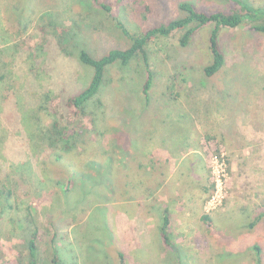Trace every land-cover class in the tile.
<instances>
[{"label":"rangeland","instance_id":"rangeland-1","mask_svg":"<svg viewBox=\"0 0 264 264\" xmlns=\"http://www.w3.org/2000/svg\"><path fill=\"white\" fill-rule=\"evenodd\" d=\"M85 1L81 0V3ZM143 1L150 7L145 19L140 15L131 17L130 14L128 17L122 16L126 17L124 19L121 17V6L115 8L130 32H138L183 17V12L178 8L181 1L191 3L198 9H219L226 12L231 7L229 3L221 0ZM250 1L255 5H264V0ZM79 6L81 4L76 0H0V43L11 50L5 59L13 61L10 68L18 76L11 82L15 84L14 90H18L15 96L21 95L26 107L32 108L38 103V84L53 90L54 93L62 89L79 91L84 87L91 71L78 62L77 50H72L73 47L84 48L93 57L98 58L113 47L129 45V40L97 6V12ZM33 9L39 10L40 14L47 12L53 17L57 14L62 17L69 15L70 19L63 22L69 31L64 36L62 45L68 46L73 52L71 56H65L58 48L59 55L55 57L57 45L52 44L44 56L45 66H40L39 62L33 64L28 59L26 51L36 41V38H31L35 34L31 33L30 28L19 39L12 38L10 30L15 20L11 15L18 14L23 20L22 14ZM64 9H68V13L63 14ZM93 27L96 29L92 30ZM210 30L209 25L202 27L185 47L178 44V32L167 38L149 42L146 48L155 76L154 87L149 91L151 100L148 106L141 95L140 86L144 75L137 66L139 61L132 60L127 67L116 63L107 69L104 86L100 87L99 93L91 103L95 120L91 123L88 118L80 117L73 121V128L80 135V140H87L96 133L95 148L100 153L97 157L101 162L92 165L83 160L84 166L76 169V188L71 187L66 195L62 194L64 187L61 189L54 181H51V186L49 184L48 187L52 190L51 195L42 191L40 196H37L39 189L36 183L31 188V200L34 199L31 202L39 212L34 213L36 224L40 233H43L38 240L43 247H38L40 251L45 250L47 253L42 254L43 258L50 256L49 247L44 242L49 240L55 231L58 233V256L60 261L65 260L66 264H255V253L252 249L255 244L261 248L264 263V223L260 219L261 213L264 212V35L251 33L248 26L223 30L219 34L218 42L225 64L213 77L205 79L202 69L210 60ZM18 41H25L26 45L17 56L13 49ZM12 54L15 59H11ZM182 66L186 68L187 73L185 74L184 69L182 74L186 76L185 81L179 82L183 88L179 91L182 95L177 100H181L182 104H179L176 101H168L171 94L169 95L170 89L166 85L169 83V76L182 70ZM31 68L33 72H29ZM38 74L40 75L36 80L35 76ZM185 92L189 94L186 97ZM229 94H233V97ZM2 95H6L8 100L4 102L5 105H0V116L4 115L7 109H13L15 112L12 102L16 97L13 98L12 93L5 87L0 90V97ZM224 95V98L221 97ZM220 100L227 103L228 107L234 105L233 108L220 103V111L223 114H212L215 110L214 104ZM57 102L58 99L53 105ZM170 105L173 108L165 110ZM152 109L153 112H150ZM208 110L209 117L205 115ZM180 111L185 113L184 116L180 115ZM193 112L197 119L202 114L201 121L189 119L188 115ZM18 114L16 111L14 117H18ZM14 124L7 125L8 133L3 139L12 140L16 145L21 141L17 135L11 133ZM140 124V130L135 131V135L130 134V126ZM198 126H206L202 131L204 133H201L200 143L207 151V157L204 155V159L207 161L211 183V160L218 158L225 164V200L209 214L212 228L202 223L203 231L200 228L189 230L185 222L174 219L178 234H181L178 238L180 244L174 247L178 255H181L176 256L172 250L163 245V248L159 246L158 232L155 234L154 230H149L154 228L155 224L148 221L147 219L151 218L144 213V198L139 200L142 204L140 207L130 200V137L136 136L140 142V151L143 152L144 141L148 136L161 143L162 140L168 139L167 135L170 134V138H173L171 141L177 143L186 153L195 145L190 138L196 136ZM105 130L107 133L104 135ZM215 132L218 135L215 138L204 136L206 133L213 135ZM173 134L175 135L172 136ZM183 137L186 139L185 144ZM195 157L191 154L189 159L194 160ZM185 161L188 162V159ZM48 167L55 176L63 177L64 171L50 164ZM132 171L135 172L134 169ZM90 181L104 185L98 184L97 187ZM102 186H106L107 190ZM113 192L115 197L112 199ZM210 194L211 191L205 195L202 211ZM54 200H58L59 205L54 206ZM39 208L45 210L42 212ZM83 209L85 215L79 213L75 216V211ZM60 213H63L62 216L57 218ZM7 214H3L0 220L3 232L0 236V256L17 263L15 258L18 255L22 260L23 256L27 255L25 240L22 236H13L18 218L24 214V206L20 204L17 211ZM135 215H138L137 219ZM51 216L57 219H47ZM251 222L256 224L249 229ZM52 225L54 227H51ZM152 234L155 236L152 237ZM119 253L123 255L124 262L119 258ZM1 258L0 264H3ZM177 260L180 262L177 263Z\"/></svg>","mask_w":264,"mask_h":264},{"label":"trees","instance_id":"trees-1","mask_svg":"<svg viewBox=\"0 0 264 264\" xmlns=\"http://www.w3.org/2000/svg\"><path fill=\"white\" fill-rule=\"evenodd\" d=\"M221 1L227 2L231 5L228 11L225 12L224 10L222 11L219 9H198L191 3L181 1L178 3V8L183 12V17L150 26L138 32H130L127 27H125L124 22L120 18L119 13L115 11V8L117 6H121V11H123L121 13V17H128L130 14V16L140 15L143 19H145L146 13L150 12V7L146 5L143 0H91V2L86 0L84 3H81V0H76L77 3H80L81 6L86 8L88 11L97 12L95 9V6H97V8H99L105 14V17H107V19L112 22L113 26L116 27V29L127 38V40H129V45L125 47H113V49L109 50L106 54L98 58L93 57L84 48L73 47L72 49L71 47L72 50H77L76 54L78 62L83 67L88 68L91 71V75L86 80V84L83 88L79 89V91H75V89H71V91H69L67 89L61 88L62 90L58 91V93H54L53 90L46 89L38 84L40 87V92L37 97L38 103L32 108L25 106L26 104L23 102L21 95L15 96L18 90H16V88V91L14 90L15 84L13 85L11 80L18 78V76L10 68V66H13V61H8L5 59L8 54H10L11 50L0 43V90L1 88L5 87L6 90L12 93L13 98L16 97L12 103L14 104L13 107H15L16 111L19 113L18 117L15 118L14 115L16 114V111L14 112L13 109H7L6 113L0 116V220L2 219L3 214H9V212L17 211L20 204L24 206V214L19 216L17 220V228L15 227V233L13 236L16 238H20L19 236H22L26 242L25 245L27 248V255L23 256V260L19 255L17 258H15L17 263L6 259L5 256H0V258L2 257L1 259L3 260V264H23V261L24 264H66L65 260L60 261V257L58 256L59 251L57 249L58 245L56 244L58 233L55 231L52 233V236L49 238V240L44 242V244H47L49 247L50 256H47L46 258L42 257L43 253H47L45 250L40 251L38 247H43L41 246L40 242H38L43 233H40V230L36 224L37 219L35 214L39 212L32 205L31 201L34 199L32 198L31 200V188L34 187L33 184L36 183L38 186L37 188L39 189V193H36L37 196H40L42 191L43 193H48L51 195L52 190H50L48 187L49 184L51 186L50 182L54 181V184L59 186L61 189L64 187L62 194L66 195L71 190V187L76 188V181L78 180L76 177V169L81 165L84 166V164H82L83 160H87L90 162V164L92 163V165L101 162V160L98 159L100 153L95 148V143L97 142V137H95L96 133L91 135V137H89L87 140H80V135H78L76 129L73 128V121L80 117L88 118L91 123L95 120V113L91 108V103L99 93L101 89L100 87L104 86V77L109 67L116 63L122 67H127L130 65L132 60L135 62L139 61L137 66L140 67L142 74L144 75L140 90L143 100L146 101L145 104L148 106L150 104L149 101L151 100L149 91H151L154 87L155 76V71L151 68L146 48L149 42L159 38H167L171 34L178 32L180 33V36L178 37V44L181 47H185L188 45L192 36L198 30L209 25L211 28L208 36V50L210 60L208 64L202 69L204 78L206 79L213 77L225 64V58L218 42L219 34L223 30L248 26V30L251 33L255 35H264V5H255L250 0ZM68 11V9H64L62 10V13L66 14ZM37 12L39 13L37 14ZM40 13L41 12L39 10L33 9L31 12L22 14L23 20L18 17V14L11 15L14 16L15 22L11 24L12 30H10V32L12 38L19 39L23 33L27 32L31 28V33L35 34L34 36H31V38H36V41L33 45H31V47H29V49L26 51V54L28 59H30L33 64L39 62L38 64L41 63L40 66H45L46 59L44 56L47 54V51L52 44L57 45L56 52L54 53L55 57L56 55H59L58 48L65 56H71L73 54V52L68 49V46L66 47V45H62L63 41H65L64 36L69 31L68 27H66L63 22H65L67 19H70V17L69 15L67 17H62L60 14H57L56 17H53L52 14L47 12L42 14ZM122 18L125 19L126 17ZM11 21L13 22V17ZM74 25L76 24L74 23ZM95 29L96 27L92 28V30ZM25 45V41H18L14 45L13 50L17 56L21 53ZM11 59H15L13 54L11 55ZM181 69L182 70L178 71L175 75L169 76L170 80L166 85V87L170 89L169 95L171 94L168 98V101H176L179 104H182L181 100L177 101L182 96L180 95L179 91L183 90V88L179 85V82L185 81L186 76L182 74L184 69L185 74L187 73L184 66H182ZM30 70L31 71L29 72H33V68ZM39 75L40 74L36 75L35 78ZM181 75H183V77ZM179 77L181 79H179ZM36 80H38V78H36ZM219 93H222L221 90ZM188 95L189 94L185 92V97ZM229 95H232L233 97V94ZM221 97L224 98L225 95ZM56 99H58V102L53 105V102ZM7 100L8 97L6 95H2V97H0V105H5L4 102ZM221 101L222 100L214 104L215 110L212 111V114L214 112H218L220 115L223 114L220 111V103L223 106H229L227 103ZM94 103L100 104L96 102ZM233 106L228 108L232 109ZM172 108L173 106L170 105L169 108H166L165 110ZM150 112H153V109ZM209 112L210 110H208V112L205 114L207 117L210 116ZM184 114L185 113L180 111L181 116H184ZM188 117L191 121H201L202 114L198 117V119L194 112L190 113ZM11 123H15L14 129L11 131V133L13 135H17L21 141L18 144L16 143V145L12 140L3 139L8 133L7 125ZM141 125L142 124L136 126L132 125V127L130 126V134L132 133L135 135V131H139ZM201 128L204 131L206 126H201ZM165 131H167V128H165ZM106 133L107 130H105L104 135ZM99 134L100 132L97 135ZM206 134H204V136H207V138H210L211 136L215 138L218 136L216 132L213 135ZM174 135L175 134L172 136ZM167 137L168 139L162 140L161 143H157L153 140L152 136H148L144 141V150L142 152L140 151L139 147L140 142L136 136L131 135L130 200H134V202L140 207L142 204L139 202V200L144 198L143 205L144 209H146V214L154 219V221L152 220L151 223L154 222L155 224L154 228L152 227L149 230H154L155 234H157V232L159 233V237L157 238L159 240L158 243L160 247L163 245L164 247L172 250L176 256H180L181 253L178 255L174 248L177 244L175 238H172V236L169 234V220L167 211H160L158 208H152L153 205L146 204V201H148L147 195L149 194L150 189L144 187L146 170L150 172L155 171L159 163V160L153 157V153L159 147L163 148L162 150H164V148L167 149L169 153L173 154V157L175 155H179V153L182 152L177 143L171 141L173 138H170V134H168ZM183 140V144H185V137H183ZM190 140L196 143V136L191 137ZM2 143H4V145ZM168 147H172L174 153ZM49 164L55 166V168H59V170L62 172L64 171L65 173L63 177L55 176L53 172L50 171L48 167ZM132 169H134L135 172H133ZM203 173L206 175L208 180V185L203 187V192L209 194L213 189V185L210 182L208 167ZM113 176L115 177L116 174ZM132 177H135L133 181H131ZM90 183H94V185L97 187L98 184L104 185L103 183L94 181H90ZM102 187L105 189V191L107 190L106 186ZM121 194L122 193H119V195ZM21 197L28 199L22 200ZM114 197L115 193L113 192L112 199ZM64 200H66L65 197ZM58 202V200H54L52 203L54 206H57L59 205ZM150 209L153 210L151 215L149 214ZM39 210L43 212L45 209L39 208ZM84 212L85 210L83 209L77 210L74 213L76 216L79 213H83L85 215ZM62 214L63 213L58 214L57 218L62 216ZM48 218L54 220L57 219L55 216L47 217V219ZM256 218L258 220V217ZM260 219H262L264 223V212L261 213ZM201 220L206 224L207 227H213L211 226L209 215L204 213V211H202ZM255 224V222H251L249 224V229ZM51 227L54 226L52 225ZM46 229L47 228H45V230ZM18 231H20L21 234ZM2 233V229L0 228V236ZM252 249L255 253L254 263L264 264L261 256L260 246L255 244L252 246ZM118 256L124 262L123 255L119 253ZM179 262L180 260H177V263Z\"/></svg>","mask_w":264,"mask_h":264},{"label":"crops","instance_id":"crops-1","mask_svg":"<svg viewBox=\"0 0 264 264\" xmlns=\"http://www.w3.org/2000/svg\"><path fill=\"white\" fill-rule=\"evenodd\" d=\"M202 131L201 126H198L196 130L197 141L186 153L182 151L173 157V154L169 153L167 149L162 150L163 148L159 147L158 151L153 153V157L159 160L156 170L152 172L146 170V178L144 179V187L150 189L146 204L153 205L152 208H158L160 211H167L169 234L175 238L177 244H180L178 238L181 234H178V226L174 219L185 222L189 230L200 228L203 231L201 227L203 223L201 220L202 203L205 195L208 194L203 192V187L208 185V180L203 173L207 169V161L206 158L204 159V155L207 157V151L201 147L200 137L202 136L201 133H204ZM168 148L174 153L172 147ZM191 154L196 156L194 160L189 159ZM186 159L188 162L185 161ZM134 178L132 177L131 181ZM151 210L150 215L153 213ZM145 212L146 210H144ZM137 218L138 215H135V219ZM149 218L151 219H147L148 221H154L151 216Z\"/></svg>","mask_w":264,"mask_h":264},{"label":"built area","instance_id":"built-area-1","mask_svg":"<svg viewBox=\"0 0 264 264\" xmlns=\"http://www.w3.org/2000/svg\"><path fill=\"white\" fill-rule=\"evenodd\" d=\"M211 180H213V189L205 202L204 213L210 214L222 205L225 200V191L223 192V182L226 178V167L221 159L211 160Z\"/></svg>","mask_w":264,"mask_h":264}]
</instances>
